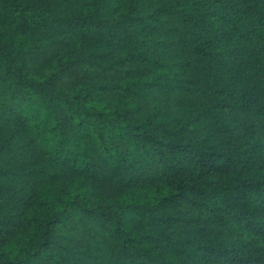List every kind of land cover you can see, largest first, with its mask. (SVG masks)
<instances>
[{"label": "trees", "instance_id": "obj_1", "mask_svg": "<svg viewBox=\"0 0 264 264\" xmlns=\"http://www.w3.org/2000/svg\"><path fill=\"white\" fill-rule=\"evenodd\" d=\"M0 264H264V0H0Z\"/></svg>", "mask_w": 264, "mask_h": 264}]
</instances>
